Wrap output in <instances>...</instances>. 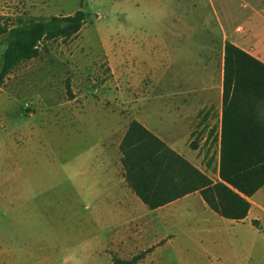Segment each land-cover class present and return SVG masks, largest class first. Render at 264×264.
<instances>
[{
	"label": "rangeland",
	"instance_id": "obj_1",
	"mask_svg": "<svg viewBox=\"0 0 264 264\" xmlns=\"http://www.w3.org/2000/svg\"><path fill=\"white\" fill-rule=\"evenodd\" d=\"M78 9L89 15L76 36L42 41L0 85V178L14 188L22 243L40 242L47 264H113L112 255L133 264H264V241L249 222L238 236H212L181 218L169 241L172 225L156 233L135 203L108 241L116 217L100 172L104 146L117 159L132 119L166 125L167 69L198 58L199 33L185 21L212 26L230 12L262 11L264 0H0V25Z\"/></svg>",
	"mask_w": 264,
	"mask_h": 264
},
{
	"label": "crops",
	"instance_id": "obj_2",
	"mask_svg": "<svg viewBox=\"0 0 264 264\" xmlns=\"http://www.w3.org/2000/svg\"><path fill=\"white\" fill-rule=\"evenodd\" d=\"M238 18L241 19L237 22ZM184 24L183 27L188 32L199 33L196 42L199 48L198 58L194 61L196 65L188 62L189 68L176 67L171 72L169 67L167 69L166 125L163 128L144 118L134 119L201 173L217 182L221 180L219 164L225 43L230 41L264 62V10L252 9L239 17L230 12L228 17L223 20L218 18L212 26L199 23L191 27L187 21ZM197 30L199 32H196ZM124 133L117 144V159L111 160L106 146L102 150L104 159L100 172L107 176L109 192L106 199L111 208V216L116 217L108 226V241L118 239L121 230L117 227L123 223L121 214L134 203L149 214L151 224L157 228L156 233H160L165 226L168 228L172 225L173 233L169 232V241L174 237L175 225L182 222L181 218H185L187 225L190 220L198 222L201 224L199 232H207L212 236L226 234L229 229L237 235L242 229L238 226L249 222L250 227L256 231L253 232L254 236L264 241V185L247 197L250 208L247 216L240 220L225 217L212 209L200 189L188 192L157 208H149L126 180L120 150ZM94 168L93 162V170ZM7 182L8 178H0V264H47L46 256L40 252V242L26 244L21 241L19 219L15 220L13 213L14 188H8ZM227 223L230 225L227 226ZM111 225L115 226L110 228Z\"/></svg>",
	"mask_w": 264,
	"mask_h": 264
},
{
	"label": "trees",
	"instance_id": "obj_3",
	"mask_svg": "<svg viewBox=\"0 0 264 264\" xmlns=\"http://www.w3.org/2000/svg\"><path fill=\"white\" fill-rule=\"evenodd\" d=\"M89 13L30 17L17 24L0 25L2 55L0 85L22 62L39 55L44 40L69 39L87 22ZM125 177L149 208H157L200 189L219 214L243 219L253 195L264 185V62L226 41L223 116L219 175L213 182L152 131L132 119L120 143ZM113 264H133L134 259L112 257Z\"/></svg>",
	"mask_w": 264,
	"mask_h": 264
}]
</instances>
